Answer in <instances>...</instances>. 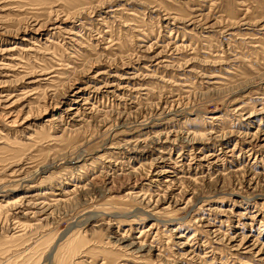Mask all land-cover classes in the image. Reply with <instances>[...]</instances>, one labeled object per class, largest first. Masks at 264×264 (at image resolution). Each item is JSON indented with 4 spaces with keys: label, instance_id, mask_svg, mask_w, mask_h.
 Here are the masks:
<instances>
[{
    "label": "rangeland",
    "instance_id": "rangeland-1",
    "mask_svg": "<svg viewBox=\"0 0 264 264\" xmlns=\"http://www.w3.org/2000/svg\"><path fill=\"white\" fill-rule=\"evenodd\" d=\"M263 258L264 0H0V264Z\"/></svg>",
    "mask_w": 264,
    "mask_h": 264
},
{
    "label": "bare ground",
    "instance_id": "bare-ground-1",
    "mask_svg": "<svg viewBox=\"0 0 264 264\" xmlns=\"http://www.w3.org/2000/svg\"><path fill=\"white\" fill-rule=\"evenodd\" d=\"M77 93H78V92H77ZM73 99H74V98H73ZM72 110H73V109H72ZM74 111H75V110H74ZM258 145H259V144H258ZM153 204H154V203H153ZM122 238H123V237H122ZM130 241H131V240H130ZM131 244H132V243H131ZM237 246H238V245H237ZM133 247H134V246H133ZM141 247H143V245H142ZM141 247H140V248H141ZM140 248H139V249H140ZM73 249H74V247H73ZM262 250H263V248L260 247V248L257 250V251H258L257 254L260 255L261 253H263ZM75 251H76V250H75ZM263 259H264V258H263ZM263 259H261V260H263Z\"/></svg>",
    "mask_w": 264,
    "mask_h": 264
}]
</instances>
